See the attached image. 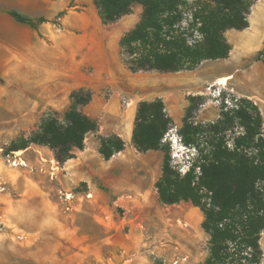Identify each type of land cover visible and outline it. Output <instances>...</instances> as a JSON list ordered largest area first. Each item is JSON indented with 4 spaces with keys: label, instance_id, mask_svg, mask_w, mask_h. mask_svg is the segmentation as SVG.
Segmentation results:
<instances>
[{
    "label": "crops",
    "instance_id": "0c3cea01",
    "mask_svg": "<svg viewBox=\"0 0 264 264\" xmlns=\"http://www.w3.org/2000/svg\"><path fill=\"white\" fill-rule=\"evenodd\" d=\"M83 7H95L94 0H0V136L17 134L18 120L42 121L50 114L64 113L71 106V94L84 88L93 93V100L83 112L102 121L99 133L120 136L126 143L122 153L127 152L129 143L131 152L136 150L133 133L138 105L142 101L156 100L157 96L144 97V92L162 85L161 81L144 76L155 72H141V101L134 102L124 91L127 86L139 84L132 79L133 73L122 60L120 41L125 34L122 30L131 25L129 31L133 30L141 16L136 21H125L122 28L106 32L101 18L92 20L76 11ZM136 8L143 11L141 5L134 10ZM67 9L70 10L66 14ZM11 11L37 21L36 26L17 22L10 16ZM40 20L42 22H38ZM249 24L248 29L238 31V41L243 50L251 48L258 54L264 50L262 0L254 4ZM247 71L250 75L260 73L256 79L248 81L251 89L245 95L261 107L264 103V62L254 61ZM237 79L238 72L235 73L236 84ZM164 84L177 86L171 81H164ZM106 91L114 93L111 100L107 101L102 95ZM121 98L127 102L124 131L120 129V110L110 105L112 100ZM109 111L113 112L110 117L113 123L106 124ZM88 136L94 138L93 133ZM99 148V140L93 146L86 145L84 151L77 152L76 158L61 164L54 180L49 176V162L55 155L47 147L32 145L25 150L34 169L10 168L1 166L0 162V168L3 167V173L0 171V264H20L24 259L37 262L39 248L50 247L51 239L64 247L78 246L82 231L79 220L87 217L94 226L98 222L97 206L86 198L88 193L99 196L103 191L97 189V182L111 190L117 189L119 194L134 192L135 184L130 181L121 184L117 175L123 173L132 178L138 174L134 170L137 166L129 161L113 162L114 157L105 161ZM41 156L47 161L41 162ZM149 164L141 157V195L146 194L145 185L148 189L155 187L161 177V169L156 176ZM81 185L83 188L86 185L87 190L73 192L79 199L88 201L76 206L77 213L67 214L55 192L72 191ZM263 237L264 232L261 240ZM83 239L88 241L86 248L98 245L91 234ZM108 239L103 241L107 243Z\"/></svg>",
    "mask_w": 264,
    "mask_h": 264
},
{
    "label": "trees",
    "instance_id": "16d2710c",
    "mask_svg": "<svg viewBox=\"0 0 264 264\" xmlns=\"http://www.w3.org/2000/svg\"><path fill=\"white\" fill-rule=\"evenodd\" d=\"M257 0H94L104 25L118 22L141 5L136 27L120 41L122 60L132 73L175 74L194 71L206 61L226 60L232 46L230 30L250 27L249 15ZM17 22L35 27L37 21L11 11ZM42 22V20L38 21ZM93 93L79 89L60 119L44 118L36 131L22 136L7 150L47 147L64 164L84 151L89 134H98L99 123L83 112ZM198 97L190 98L178 136L195 150L187 172L172 165L170 147L164 142L174 121L162 99L138 105L133 145L140 153L163 151L162 176L157 181L165 205L191 202L204 216L202 229L209 236L208 256L201 264H263L264 232V116L249 97L224 100L217 121L192 120ZM99 153L105 161L122 153L125 141L118 135H98ZM6 154V155H7Z\"/></svg>",
    "mask_w": 264,
    "mask_h": 264
},
{
    "label": "rangeland",
    "instance_id": "374dc122",
    "mask_svg": "<svg viewBox=\"0 0 264 264\" xmlns=\"http://www.w3.org/2000/svg\"><path fill=\"white\" fill-rule=\"evenodd\" d=\"M201 1L204 4H211V0ZM259 1L261 0H257V2ZM262 3H264V0H262ZM69 10L67 9L65 13L67 14ZM76 11L92 20L94 18L100 20L99 13L95 7L77 8ZM142 13V10L139 11L136 8L129 16L123 17L116 23L105 25L103 28L106 32H110L115 28H122L125 21L130 19L136 21L142 16ZM131 28L132 25L128 29H123L122 32L127 33ZM238 35V31L235 30L225 33L226 39L232 46L231 54L226 60L206 61L194 71H186L174 75L158 72L144 75L153 77L155 81L162 82V85L154 90L151 88L146 89L144 97L157 96V99H162L169 117L177 121L169 130L164 142L170 147L172 165L182 175H184V171H187L195 155V150L184 146L178 136L186 110L190 106V98L198 97L192 118L194 122L202 124L215 122L220 117L224 100L233 103L234 98L247 97L245 94L249 93L251 89L248 81L256 79L257 75L260 74L254 73L250 75L247 68L254 61L264 62V50L258 54H254V50L251 48L243 50L240 47ZM262 38L264 39V32ZM209 64H216L212 66L214 72L207 76L201 75L200 71L202 68ZM240 69L243 72L240 73ZM236 72H238L237 84L235 83ZM230 75L232 78L227 85L217 83L219 78ZM131 77L139 85L137 87L127 86L124 91L130 94L134 102H139L141 101V72L133 73ZM184 80L187 82H184ZM164 81L177 83V86L170 87L168 84H164ZM181 81L184 84H181ZM113 94L111 91H106L102 95L108 101L112 99ZM110 105L120 110V129L124 131L127 127V123H124V119L127 118L125 115L127 102L122 98L119 101L114 99ZM260 108L264 116V103ZM57 115L62 119L64 113ZM110 117H113L112 111L107 113L106 124L113 123ZM96 120L100 126L102 121ZM40 123L41 121L18 120L17 134H3L0 136L1 166H8L5 163L4 156L7 154L9 147L14 143H18L22 136L28 137L32 132L36 131ZM107 134H94V138H91L93 136H88L86 145L93 146L95 141L99 140L98 135H113ZM127 146V152L114 156L113 162L129 161L137 166L134 170L138 174H135L132 178L123 173L117 175L119 183L127 184L130 181L135 184L136 188L132 190L134 192L127 193L126 191L119 194L117 189L111 190L97 182V189L103 191L99 193V196L93 195L90 200L97 206L98 222L94 226L90 224L87 217H82L79 220L82 231L79 233L81 237L79 242H77L78 246L64 247L51 239L50 247L39 248L40 257L37 262H30V260L24 259V262H21L22 264H201L204 262L208 256L209 236L202 229L204 216L200 209L193 206L191 202H181L172 206L165 205L160 201L156 187L148 189L147 185H145L146 194L141 195V157L150 163V169L157 176L160 173V169L162 172L164 152L140 153L136 150L131 152L130 143ZM0 171L3 173V167L0 168ZM129 177L130 180L128 179ZM84 186L83 188V185H81L72 191L75 193L84 192L87 190V186ZM97 189L95 188L96 191ZM136 192L138 193L136 194ZM55 194L56 199L64 206L67 214L77 213L76 206L83 205L88 201L77 197L78 199L68 211L66 209L67 205L60 199L59 190ZM90 234L98 240L96 248H86L88 241L83 238L84 236L88 237ZM106 238H109L107 243L103 241ZM261 244L264 252V237L261 240ZM42 256L45 258L42 259Z\"/></svg>",
    "mask_w": 264,
    "mask_h": 264
},
{
    "label": "built area",
    "instance_id": "2783aa9c",
    "mask_svg": "<svg viewBox=\"0 0 264 264\" xmlns=\"http://www.w3.org/2000/svg\"><path fill=\"white\" fill-rule=\"evenodd\" d=\"M226 103H230L228 100ZM5 163L11 168H24V169H33V166L30 164L29 160L25 156V150L18 151V152H11L4 156ZM41 162H46L47 159L44 156H41ZM49 164L50 167V178L56 179L60 170L61 164L58 163L55 158L52 159ZM188 170V169H187ZM187 171H184L185 174ZM60 199L67 205V209L70 210L71 207L74 205V202L78 199L77 195L73 191H66V190H59ZM87 199H92L93 195L88 193L86 195Z\"/></svg>",
    "mask_w": 264,
    "mask_h": 264
},
{
    "label": "bare ground",
    "instance_id": "6f19581e",
    "mask_svg": "<svg viewBox=\"0 0 264 264\" xmlns=\"http://www.w3.org/2000/svg\"><path fill=\"white\" fill-rule=\"evenodd\" d=\"M216 64H209V65H207V66H205L204 68H202V70L200 71V74L201 75H203V76H207V75H209V74H211L212 72H214L213 70H214V68H212V66H215ZM218 66H219V64H218ZM217 66V67H218ZM220 66H222V65H220ZM212 68V69H211ZM194 77V76H193ZM195 78V77H194ZM231 78H232V76L230 75V76H227V77H222V78H219L218 80H217V83L218 84H221V85H227L228 84V82L231 80ZM193 79V78H192ZM196 79V78H195ZM193 81V80H192ZM197 81H198V79H197ZM184 82H187L186 80H184ZM184 82H180L181 84H184ZM196 82V81H195ZM176 84V83H175Z\"/></svg>",
    "mask_w": 264,
    "mask_h": 264
}]
</instances>
